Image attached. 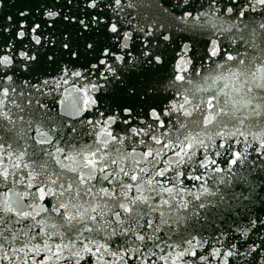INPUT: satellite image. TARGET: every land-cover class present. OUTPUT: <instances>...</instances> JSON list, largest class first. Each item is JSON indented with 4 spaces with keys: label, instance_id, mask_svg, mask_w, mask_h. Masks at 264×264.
<instances>
[{
    "label": "snow or ice",
    "instance_id": "6c2138e0",
    "mask_svg": "<svg viewBox=\"0 0 264 264\" xmlns=\"http://www.w3.org/2000/svg\"><path fill=\"white\" fill-rule=\"evenodd\" d=\"M0 7H3L2 3ZM157 7L174 22L175 29L172 25L165 27L163 24L158 28L156 21L147 25L139 21L134 24L131 12L125 11L126 8H134V5L125 0H59V3L41 0L35 13L26 7L18 11L15 20L13 15L2 18L0 95L15 105L12 97L18 87L21 89L19 98L31 101L37 95L41 98L49 96L71 82L74 91L84 94V107L95 108L91 113L94 118H81L83 109L76 108L73 113H61L57 122L48 119L47 106L37 99V110H46L39 121L40 128L47 130L37 129L36 144H49L58 137L68 148L63 160L74 161L76 166L69 167L55 160L51 153L45 155L67 172L77 173L79 170V175L73 177L66 188L61 184L58 193L53 191V187L64 178V172L56 173V180L49 178L43 183L29 173L25 191L8 189L0 205V264H52L53 260L60 264H113L105 260L106 256L119 260L120 264H133L134 261L136 264H153L154 259L163 260L165 264L169 260L172 264H264V211H248L239 219L233 218L230 226L215 228L217 236L210 241L193 245L195 237L189 233L190 239H182L177 246L182 251L173 250L160 256L152 251L159 245L152 236L144 234L145 228L141 224V220L155 210L149 201L157 187L162 191H174L175 186L164 188L163 185L174 180L181 182L185 173H198L189 176L196 181L202 177L215 181L222 171L217 158L229 166L226 172L230 180L221 177L217 181L224 184L226 190L209 192L207 187H203L202 194L195 199H214H208L207 203L199 202L196 207L210 213L225 199H233L237 189L241 200L244 199L243 194L251 192L254 186L264 192V133L259 137V147L245 144V149L250 148L255 154L254 159L247 150H235L232 146L235 137L227 131L223 136L219 132L213 134L220 136L219 140H214L212 136L208 137V142L198 138L194 140L184 133L189 127L200 126V121L193 117L201 105L188 111L190 102L187 95L180 91L185 80L181 73L190 71L187 65L197 72L205 70V58L214 63L213 58L219 60L225 55L221 50L225 41L229 48L236 45L232 48L235 56L227 54L228 62L238 61L239 65H245L254 61L261 65L257 70L261 73L260 82L253 74L249 83L255 89L264 91V48L257 50L256 44L239 32L242 27L252 40L259 37L264 42V0H161ZM193 11L197 13L195 16ZM30 16L33 18L29 19ZM41 17L46 19H39ZM232 17L240 24L237 25ZM37 19L39 22H36ZM237 33L246 45L244 58H241L242 54L238 51L240 44L234 38ZM178 34L180 42H177ZM197 35L206 37L199 52L196 50ZM173 44L181 50L180 62L175 65L178 71L167 73L166 78L163 70L173 59L169 56L170 45ZM247 49L256 54L248 53ZM197 61L200 62L199 69ZM53 72L56 75H52ZM21 77L26 79L21 81ZM188 83L191 85L192 81ZM77 84H83V87L77 88ZM193 87L196 92L201 91L199 85ZM192 90L187 89L189 93ZM252 91L253 88H249V92ZM92 92L98 95L93 98L89 95ZM172 92L181 96L184 104L173 103L169 95L163 94ZM24 93L31 95L25 96ZM212 99L209 96V109L213 108ZM250 112L253 116L264 118V100ZM6 119V114L0 112V124ZM78 119L79 130L73 126ZM66 120L69 122L66 123ZM203 124L211 125L212 121L205 116ZM84 126L91 129L89 138L92 133L95 134V140L91 145L77 148L73 141ZM12 132L8 129L5 135L9 136ZM65 135L71 139L65 141ZM19 136L16 133L9 138L17 139ZM253 139L256 137L253 136ZM2 147L3 144H0ZM129 148L130 152L127 151ZM137 149L142 151L137 152ZM55 152L60 154L64 149L57 147ZM7 154L12 155L11 152ZM137 155L139 160L135 159ZM129 157L133 165L143 166L125 171L120 161ZM237 164L239 169L233 167ZM154 177H160L162 181ZM8 180V170L0 171V185L6 187ZM94 181L102 186L97 189ZM86 182L91 186L85 187ZM23 183V178L12 180L13 187ZM133 189L149 195L130 196ZM57 195L61 199L67 195L68 200L63 203L57 201L50 208L39 203H48L46 197ZM85 197L91 201L103 199V207L111 218L104 217L103 210L99 215H87L80 211L73 215L69 212V208L79 207L76 201ZM26 200L32 203H25ZM84 202L89 203L87 200ZM162 203L167 204L168 201ZM98 207L99 204H91L92 212L95 213ZM25 208L29 210H23ZM36 208H39V213H35ZM40 213L48 215L37 218ZM49 219L68 225L65 232L75 236L68 243L56 244L55 252L46 238L60 236L63 241L65 232L49 231ZM146 224L147 228H152L153 221L146 220ZM17 225H20L19 229ZM108 228L112 231L107 232V242L100 243L95 237H100ZM89 236L94 238L89 239ZM112 237L116 240L113 241ZM41 240L44 242L39 243ZM117 241V250L112 251L110 244ZM148 241H152L151 247ZM195 249H202V252Z\"/></svg>",
    "mask_w": 264,
    "mask_h": 264
},
{
    "label": "water",
    "instance_id": "95a60500",
    "mask_svg": "<svg viewBox=\"0 0 264 264\" xmlns=\"http://www.w3.org/2000/svg\"><path fill=\"white\" fill-rule=\"evenodd\" d=\"M40 2L41 0H0V3L3 4V7H0V22H2V18H6L7 15H13L15 20L18 11L25 10L26 7L31 9L32 13H35L37 5ZM49 2L51 3L53 0H49ZM55 2L59 3V0H55ZM125 2L134 5V8L132 9H125V11L131 12L134 24L139 21L141 24L147 25L156 21V27L158 28L163 24L165 27L172 25L173 29H175L176 26L174 22L158 10L157 6L160 4L161 0H125ZM205 7H207V5H205ZM200 10L203 11L204 9ZM192 14L195 16L197 13L196 11H193ZM176 15H179V13H176ZM32 18L33 17L31 16L29 17V19ZM39 19L46 18L41 17ZM39 19H37L36 22H39ZM231 19L235 21L237 25L240 24V21L236 20L235 17H232ZM256 19L259 20V17H256ZM248 31L250 32L251 29L249 28ZM259 31L260 30L257 27V32ZM239 32H243L246 39L251 43H255L257 50L264 48V42H262L259 37L252 40L248 33L243 31L242 27L239 29ZM184 34L187 35V33ZM205 38L206 37L200 35L195 37V40L198 41L196 44V50L198 52L202 50ZM234 38L239 42L240 47L238 48V51L242 54L241 58H244V55L246 54V45L244 41L240 39L239 33H237ZM177 42H180L179 34L177 35ZM226 45L227 41L221 44V50L225 53L221 59L216 60L213 58L215 61L213 63L205 58V70L197 72L191 70V65H187L190 71L181 73L185 76V80L180 91L188 97L190 102L187 105L188 111L191 112L196 105H201V108L193 117V119H198L200 121V126L189 127L185 130L184 134L192 136L194 140L198 138L208 142L209 136H212L214 140H219L221 138L220 136H213L214 133L219 132L221 133V136H223L224 131H227L232 133L235 137L232 141V146L235 150H247L250 156L254 159L255 154L250 148L245 149V144H255L259 147V137L264 133V118L251 115L250 110L257 108L261 101L264 100V91L255 89L254 85L249 82L252 80L253 74L257 75V82H260L261 73H258L257 70L261 65L259 63L255 64L254 61L245 65H239L238 61L235 63L228 62L226 59L227 54L235 56V52L232 51V48H235L236 45L233 44L231 48ZM172 49H174V51H172ZM180 51L181 50L176 48L174 44L170 45L169 56L173 57V59L170 60L169 65L163 70V74L166 78L167 73L178 71V69L175 68V65L180 62ZM247 52L252 55L256 54L255 52H252L251 49H247ZM185 55L187 54L185 53ZM217 64H220L221 67L217 68ZM199 65L200 62L197 61V69H199ZM52 75H56V73L53 72ZM24 79L26 78L21 77V81ZM189 80L192 81L191 85L188 83ZM33 83H35V80H33ZM194 85H199L201 91L196 92L193 87ZM52 87L55 88V85ZM76 87H83V84H77ZM189 88L193 89L191 93L187 91ZM249 88H253L251 93L249 92ZM44 91L47 92L48 90L44 89ZM163 94L169 95L170 101L173 103L184 104L183 98L181 96H176L175 92ZM20 95L21 89L18 87L16 95L12 97V99L15 100V105L0 95V112H4L7 116L4 123L0 124V129H2L0 130V144H3V147L0 148V171L7 169L9 173L8 185L6 187L0 185V205H2L3 196L5 193H8L9 188H13L14 192L25 191L27 186L26 177L29 173L36 177L38 182L43 183L49 178L56 180V173L64 172V178L59 180L54 187L49 185L50 187H53V191L57 193L60 191L61 184L66 188L67 184L72 182L73 177L79 175V170L77 173L67 172L55 163V160H60L61 163L67 164L69 167L76 166L74 161L63 160V156L68 154V148L65 147V144L62 143L58 137L50 141L49 144H36V140L38 139L37 129L39 128L40 131L47 130L40 128L39 124V121L46 110L48 112V119L57 120V122L58 116L61 113H73L76 108L83 109V111L80 112L81 118L85 120L88 118H94L91 116V113L95 106H93V109H86L84 107V94L74 91L71 82L68 85H62L58 91H54L51 95L44 98L37 95L36 99L29 101L27 99L21 100L19 98ZM24 95L28 96L31 95V93H24ZM89 95L95 98L98 94L92 92L89 93ZM209 96L213 97L211 101L213 104L212 109L207 107ZM53 97H55V99H53ZM37 99L47 106L46 110H37ZM249 100H251L250 104L248 103ZM225 101H227V103H225ZM17 105L19 107H16ZM21 109L23 111H21ZM205 116L212 121L211 125L203 124ZM65 122L67 123L69 121L66 120ZM73 126L77 127L78 130L80 129L79 119ZM29 128L31 130H29ZM8 129L13 130L9 136L19 133V138L11 139L9 136H6L5 133ZM90 132L91 129L89 127H83L79 136L73 141L77 148H81L83 145H91L93 143L95 140V134L92 133L91 138H89L88 134ZM237 133H246V135H236ZM253 136H255L256 139H253ZM182 138L183 137H181V139ZM70 139L71 137L67 135L64 136L65 141ZM57 147L63 148L64 152L57 154L55 152ZM40 149H42V151ZM175 150L178 151L179 149ZM127 151L130 152L131 149L129 148ZM140 151H142V149H137V152ZM196 151L203 152L204 150L196 149ZM8 152H11L12 155H8ZM21 153H23V155H21ZM45 153H51V157H55V160L51 159L50 156L45 155ZM135 159L139 160L140 156L137 155ZM217 161L220 164L222 171L216 176L215 181L210 177H202L201 180L196 181L189 179V176L198 173H185L184 176L181 177L183 191H181V182L174 180L172 183L163 185L164 188H173L175 186L174 191H162L160 187H157L155 193L151 195L149 204L155 210L150 212L144 220H141V224L145 228L144 234L152 236L153 240L159 245L152 249L157 256L172 252L173 250L182 251L183 249L177 246L181 243L182 239H190L189 233L191 236L195 237V239L192 240L193 245L197 242L210 241L217 236V232L214 231L215 228L219 229L221 227L230 226L233 218L239 219L242 214L248 211H264V203H261V201H264V192L259 191L256 186L253 187L251 192H245L243 194V200L239 199L241 193L239 189H237L233 199H225L223 203L218 204V206L215 207V210L210 213L196 207L199 202L207 203L208 199H214L212 197H208L207 199L202 197L201 201L195 199L198 195L202 194L203 187H207L209 192L215 191L216 189H219L221 192L226 190L225 185L217 183V181H219L221 177L226 181L230 180V177L226 172V169L229 166L222 162L221 158H217ZM18 164L20 166L16 167ZM120 166L124 167L125 171H129L130 168L142 167L143 165H133L132 158L129 157L125 160H121ZM233 167L239 169L240 165L237 164ZM22 178L24 179V183L13 187L12 180H19ZM122 179L125 178L122 177ZM154 179L162 181V178L160 177H154ZM125 182L127 183L128 180H125ZM93 183H95L97 189L102 186L95 181ZM193 185H195V187H193ZM88 186L91 185L86 182L85 187ZM28 190L33 191L34 189ZM73 191H75V189H73ZM9 195L11 194L9 193ZM135 195L149 194L146 192L137 193L135 189H133L130 196ZM257 196H259L260 199H256ZM45 199L48 203H45L44 201H39V203L45 208H50L54 206L57 201L61 203L65 202L68 200V196L66 195L61 199L57 195L56 197H46ZM85 200L89 201V203H85ZM165 200L168 201L167 204L162 203V201ZM245 201H247V203ZM25 203L31 204L32 201L26 200ZM75 203H77L79 207L69 208V212L73 215L77 211L87 213V215H99L100 211L103 210L104 217L108 219L111 218L108 210L103 207V199L91 201L89 197H85L84 200H79ZM93 203L100 205L95 213L91 210V204ZM185 205H187V207H185ZM23 210L28 211L29 209L25 208ZM34 211L35 213H39V208H36ZM47 215L48 213H40L37 218H43ZM52 215L55 216L56 214ZM146 220L153 221L152 228H147ZM162 220L165 221V223L162 224ZM28 223L31 224V221ZM53 224L56 225L55 228L51 227ZM48 225L49 231L56 232H65V229L68 227V225H61L58 220L53 219L48 220ZM16 227L19 229L20 225H17ZM25 227H27V225H25ZM155 229H158V231H154ZM110 231H112V229L108 228L105 232L101 233L100 237L95 238L100 243H105L108 240L107 232ZM33 235H35V231H33ZM101 237L103 238L101 239ZM92 238L94 237L89 236V239ZM70 239H75V236H69L66 232L63 236V241L60 236L46 238L47 242L52 246L53 252L56 251V244L61 242L68 243ZM112 240L115 241L116 238L112 237ZM33 242L35 243L37 241ZM43 242L44 240L39 241V243ZM118 243L119 241L110 244L112 251L117 250ZM148 244L151 247L152 241H148ZM17 247H19V245H17ZM205 247H208V244H205ZM195 250L202 252V249ZM121 255H123V253H121ZM105 260L113 262V264H120L119 260H114L111 256H106ZM52 264H60V262L53 260ZM133 264H136V262L134 261ZM153 264H165V262L163 260L154 259ZM168 264H172V261L169 260Z\"/></svg>",
    "mask_w": 264,
    "mask_h": 264
}]
</instances>
